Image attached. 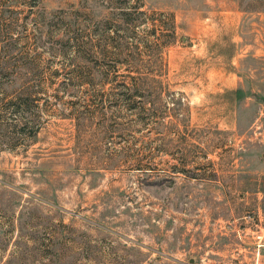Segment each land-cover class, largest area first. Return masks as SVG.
<instances>
[{"label": "rangeland", "instance_id": "obj_1", "mask_svg": "<svg viewBox=\"0 0 264 264\" xmlns=\"http://www.w3.org/2000/svg\"><path fill=\"white\" fill-rule=\"evenodd\" d=\"M141 2L0 0V264H264V0Z\"/></svg>", "mask_w": 264, "mask_h": 264}, {"label": "trees", "instance_id": "obj_2", "mask_svg": "<svg viewBox=\"0 0 264 264\" xmlns=\"http://www.w3.org/2000/svg\"><path fill=\"white\" fill-rule=\"evenodd\" d=\"M101 6H108L119 10L120 19L123 21L128 20L134 14H137L142 8L141 0H95Z\"/></svg>", "mask_w": 264, "mask_h": 264}, {"label": "built area", "instance_id": "obj_3", "mask_svg": "<svg viewBox=\"0 0 264 264\" xmlns=\"http://www.w3.org/2000/svg\"><path fill=\"white\" fill-rule=\"evenodd\" d=\"M256 239L258 240V242H261L263 240V235L262 234H257L256 235Z\"/></svg>", "mask_w": 264, "mask_h": 264}]
</instances>
